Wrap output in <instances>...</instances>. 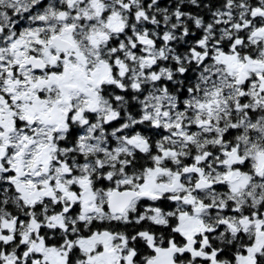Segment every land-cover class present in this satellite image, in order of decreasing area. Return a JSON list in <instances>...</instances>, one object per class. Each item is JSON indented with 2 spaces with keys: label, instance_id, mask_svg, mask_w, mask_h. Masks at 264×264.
Returning <instances> with one entry per match:
<instances>
[{
  "label": "snow or ice",
  "instance_id": "6c2138e0",
  "mask_svg": "<svg viewBox=\"0 0 264 264\" xmlns=\"http://www.w3.org/2000/svg\"><path fill=\"white\" fill-rule=\"evenodd\" d=\"M0 264H264V0H0Z\"/></svg>",
  "mask_w": 264,
  "mask_h": 264
}]
</instances>
